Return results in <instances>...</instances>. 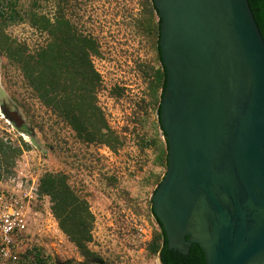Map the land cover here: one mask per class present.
<instances>
[{
    "label": "rangeland",
    "instance_id": "374dc122",
    "mask_svg": "<svg viewBox=\"0 0 264 264\" xmlns=\"http://www.w3.org/2000/svg\"><path fill=\"white\" fill-rule=\"evenodd\" d=\"M62 1L80 31L100 41L98 104L121 146L113 151L81 140L0 53V137L23 149L15 166L0 169V190L13 186L14 177L31 182L46 173H64L91 205L96 221L90 248L104 264H162L151 252L161 231L151 201L168 170L159 160L165 138L150 97V74L161 63L152 37L139 28L145 0H43V14L54 18ZM33 5L34 0H21L20 7L26 12ZM7 35L32 48L46 38L26 23L10 26ZM51 208L49 197L34 201L21 246L36 247L48 264H89ZM0 264L5 263L0 259Z\"/></svg>",
    "mask_w": 264,
    "mask_h": 264
},
{
    "label": "water",
    "instance_id": "95a60500",
    "mask_svg": "<svg viewBox=\"0 0 264 264\" xmlns=\"http://www.w3.org/2000/svg\"><path fill=\"white\" fill-rule=\"evenodd\" d=\"M169 167L152 200L168 249L264 264V37L249 0H155Z\"/></svg>",
    "mask_w": 264,
    "mask_h": 264
},
{
    "label": "trees",
    "instance_id": "16d2710c",
    "mask_svg": "<svg viewBox=\"0 0 264 264\" xmlns=\"http://www.w3.org/2000/svg\"><path fill=\"white\" fill-rule=\"evenodd\" d=\"M42 1L34 0L32 9L23 12L21 0H0V53L12 66L19 68L26 85L42 104L71 125L81 140L117 151L121 146L120 138L98 104L102 76L95 66V59L102 57L100 41L80 31L66 16L64 1L54 18L43 14ZM249 2L264 37V0ZM143 9L139 28L152 37L161 63V67L150 74V97L157 108L160 129L165 138L164 145L159 148V160L162 167L168 170L170 147L161 119L168 82L160 44L162 21L155 0H145ZM25 23L46 37L45 42L37 48H32L28 42L20 44L7 35L10 26ZM22 154L21 147L15 148L0 137V169L15 166ZM160 184H157V188ZM39 193L41 197L50 198L52 213L61 231L75 244L85 260L89 264H104L90 248L96 221L91 205L76 192L68 175L44 174L39 181ZM151 213L161 229L151 252L160 257L162 264H207L206 254L199 245L193 244L188 255L169 250L166 232L154 212L153 200ZM21 249L19 262L7 264H48L36 247L26 245Z\"/></svg>",
    "mask_w": 264,
    "mask_h": 264
},
{
    "label": "built area",
    "instance_id": "2783aa9c",
    "mask_svg": "<svg viewBox=\"0 0 264 264\" xmlns=\"http://www.w3.org/2000/svg\"><path fill=\"white\" fill-rule=\"evenodd\" d=\"M10 181L13 186L0 190V258L5 264L19 262L20 239L29 229L32 204L40 198L39 181Z\"/></svg>",
    "mask_w": 264,
    "mask_h": 264
},
{
    "label": "crops",
    "instance_id": "0c3cea01",
    "mask_svg": "<svg viewBox=\"0 0 264 264\" xmlns=\"http://www.w3.org/2000/svg\"><path fill=\"white\" fill-rule=\"evenodd\" d=\"M20 241H21V239H20ZM1 259V258H0Z\"/></svg>",
    "mask_w": 264,
    "mask_h": 264
}]
</instances>
